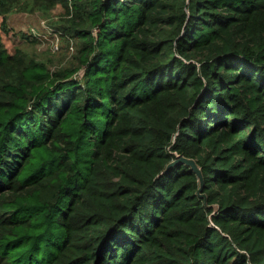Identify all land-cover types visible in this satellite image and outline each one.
<instances>
[{"label":"trees","instance_id":"obj_1","mask_svg":"<svg viewBox=\"0 0 264 264\" xmlns=\"http://www.w3.org/2000/svg\"><path fill=\"white\" fill-rule=\"evenodd\" d=\"M0 264H264V0H0Z\"/></svg>","mask_w":264,"mask_h":264},{"label":"rangeland","instance_id":"obj_2","mask_svg":"<svg viewBox=\"0 0 264 264\" xmlns=\"http://www.w3.org/2000/svg\"><path fill=\"white\" fill-rule=\"evenodd\" d=\"M59 14L56 11L43 12L39 10L35 12L24 10L11 12L8 16L11 33H2L6 47L12 53L17 48H22L30 55L37 54L45 59L52 68L66 64L69 58L72 57L69 45L66 41H63L60 34H56L51 28L52 21L57 20ZM23 33L30 37L35 35L39 38V41L36 44L30 43L22 37ZM57 41L59 49L55 48Z\"/></svg>","mask_w":264,"mask_h":264},{"label":"water","instance_id":"obj_3","mask_svg":"<svg viewBox=\"0 0 264 264\" xmlns=\"http://www.w3.org/2000/svg\"><path fill=\"white\" fill-rule=\"evenodd\" d=\"M178 163H182V164H186L188 166H190L198 175L199 177V181H200V189L198 191V194L200 195V197L205 198L206 204L208 203L207 201V195L203 194V188L205 185V180H204V175L203 172L201 170V167L199 166V164L197 163V161L193 158H189L186 156H179L175 161L171 162L166 170L164 171V173H167L171 167L175 166Z\"/></svg>","mask_w":264,"mask_h":264},{"label":"built area","instance_id":"obj_4","mask_svg":"<svg viewBox=\"0 0 264 264\" xmlns=\"http://www.w3.org/2000/svg\"><path fill=\"white\" fill-rule=\"evenodd\" d=\"M57 34V33H56ZM59 40V39H58ZM56 45V49H59V47H58V45H59V43H58V41H57V43L55 44ZM73 49V48H72Z\"/></svg>","mask_w":264,"mask_h":264}]
</instances>
